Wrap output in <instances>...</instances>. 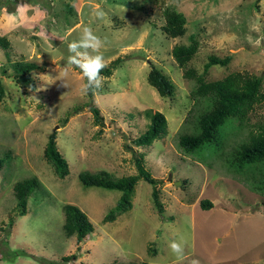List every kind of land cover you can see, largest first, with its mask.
<instances>
[{
    "label": "rangeland",
    "instance_id": "1",
    "mask_svg": "<svg viewBox=\"0 0 264 264\" xmlns=\"http://www.w3.org/2000/svg\"><path fill=\"white\" fill-rule=\"evenodd\" d=\"M166 5L186 15L184 36L164 32ZM97 6L100 18L94 15ZM85 27L103 41L99 53L106 65L123 58L111 76H101L102 86L87 94L81 92L87 83L81 69L67 63L73 55L68 45L80 39ZM0 30L5 35L0 46L5 89L0 103V264H264V197L246 184L250 171L230 166L231 149L250 128L264 123V101L250 113L248 128L221 126L218 139L187 152L178 137L191 118L196 81L184 77L172 55L176 44L195 37L199 50L188 67L202 73L211 55H231L228 65L211 66L206 79L232 71L257 74L263 77L264 93V0H0ZM17 61L43 67L34 71L35 90L16 83ZM152 64L176 84L173 98L162 97L148 82ZM65 69L67 76H62ZM93 105L100 109L102 124L95 122ZM148 108L166 115L168 130L152 145L137 147L133 136L145 129ZM53 131L69 163L65 178L44 155ZM140 157L160 180L165 212H158L153 186L141 178L132 208L104 221L121 192L85 187L79 173L136 174ZM30 177L39 186L29 196L27 213L18 215L14 185ZM203 199L214 206L202 208ZM67 203L78 205L94 224L81 242L65 233ZM173 241L183 243L182 260L170 249Z\"/></svg>",
    "mask_w": 264,
    "mask_h": 264
},
{
    "label": "trees",
    "instance_id": "2",
    "mask_svg": "<svg viewBox=\"0 0 264 264\" xmlns=\"http://www.w3.org/2000/svg\"><path fill=\"white\" fill-rule=\"evenodd\" d=\"M165 22L164 32L171 38L184 36L187 30L186 15L174 7L165 6L163 8ZM5 35L0 30V46L3 45ZM199 50V41L192 37L188 44H176L172 48V55L178 66L184 69V77L196 81V86L191 91L192 107L189 110L191 118L187 120V128L180 133L178 143L183 150L189 152L206 143L219 138L221 126H228L236 123L241 131L248 128L250 113L255 106L264 101L263 77L257 74H250L242 71H232L222 78L207 80L206 74L213 65L226 66L231 61V55L224 58L211 55L204 64L202 73L196 68L188 67V64L195 57ZM123 62V58L118 57L109 65L102 69L100 75L109 77ZM14 66L16 83L25 90H35L38 79L34 71L42 70L34 61H17ZM148 82L156 88L158 93L165 98H173L176 93V84L164 73V71L152 64L147 75ZM5 89L0 85V103L4 97ZM91 111L94 114L97 124L103 123L100 109L93 105ZM132 114V113H131ZM148 119L146 127L141 134L133 136L132 142L137 147L152 145L155 140L161 139L168 130V119L159 110L148 108L144 110ZM68 121V118L65 119ZM191 127V128H190ZM197 129L196 132L191 131ZM232 150L230 166L242 173L250 171L248 183L251 190L264 197V123L257 129L250 128L247 137ZM44 155L55 169V173L60 178H65L69 172V163L57 145V132L49 134L44 149ZM144 157L136 159L137 173L121 177H115L107 170L92 172L84 170L79 173V179L85 187H102L106 189H116L121 192L116 206L104 217V221H114L117 217L133 206V198L138 181L143 178L152 186V199L159 213H164L165 208L160 198L158 183L160 180L152 175L144 164ZM2 167V159H0ZM243 177V175H241ZM244 180V177H243ZM183 185V184H182ZM39 182L35 177L20 180L14 185V194L17 199L16 210L18 215L26 214L28 211V199ZM201 207L209 209L214 203L209 199L201 200ZM65 233L70 236H77L78 242L85 240L94 231V224L89 216L76 204L67 203L64 205ZM14 223V218L10 219ZM1 228V226H0ZM110 264H123L117 260ZM124 264H152L146 261L127 262Z\"/></svg>",
    "mask_w": 264,
    "mask_h": 264
},
{
    "label": "clouds",
    "instance_id": "3",
    "mask_svg": "<svg viewBox=\"0 0 264 264\" xmlns=\"http://www.w3.org/2000/svg\"><path fill=\"white\" fill-rule=\"evenodd\" d=\"M94 15L98 18L102 17V12L94 10ZM103 46V41L100 37L94 34L90 27H85L78 41H73L68 45L69 51L73 53L68 58L67 63L79 67L86 77L87 83L82 85L81 92L87 94L90 90L98 89L102 86L103 78L100 73L106 67V62L102 54L99 53ZM96 52V55H90L88 50ZM62 76H67V69L64 70ZM66 85V84H65ZM172 253L178 260L184 258V247L182 242L173 241L170 244ZM192 264H199L198 260H193Z\"/></svg>",
    "mask_w": 264,
    "mask_h": 264
}]
</instances>
